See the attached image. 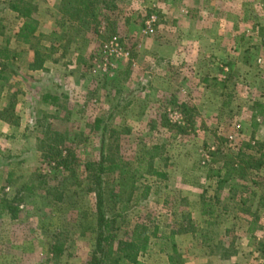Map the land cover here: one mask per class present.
<instances>
[{
  "label": "rangeland",
  "instance_id": "1",
  "mask_svg": "<svg viewBox=\"0 0 264 264\" xmlns=\"http://www.w3.org/2000/svg\"><path fill=\"white\" fill-rule=\"evenodd\" d=\"M66 2L0 79V264L86 261L100 160L124 171L102 174L103 205L121 214L117 239L149 236L141 264L249 262L264 230V0H99L83 17ZM68 150L71 170L57 165Z\"/></svg>",
  "mask_w": 264,
  "mask_h": 264
},
{
  "label": "trees",
  "instance_id": "2",
  "mask_svg": "<svg viewBox=\"0 0 264 264\" xmlns=\"http://www.w3.org/2000/svg\"><path fill=\"white\" fill-rule=\"evenodd\" d=\"M98 2L99 0H79L72 5L71 2L67 0L66 4L62 7V11L67 15L72 14L76 17H83L87 16ZM69 4H71V6ZM5 7H9L11 10L16 12L18 14V18L22 20L17 32V39L24 43L31 44L37 28V21L32 16L36 10V6L32 2L26 0H0V11ZM0 59H8L5 46L0 48ZM47 99H51V101H53L52 104H54L58 97L57 95H52L46 92L42 95L41 100L45 102ZM11 104L9 109L11 108ZM6 111L7 109L5 108L0 113L3 114ZM2 118L4 117L2 116ZM101 122L102 119L100 118H96L94 120V128L96 130L101 128ZM101 129L103 130L104 127ZM56 155L58 158L57 165L63 166L66 170H71L70 166L76 160L73 152L68 150L67 154L64 156H61L60 152H57ZM234 167L235 166L232 163L226 168L227 176L235 172ZM115 170H118V177L121 178L124 171H122L118 164L113 163L108 166H104L103 160H100L98 163L95 174V192L97 196V210L94 224L95 241L89 257L83 264H141L136 257L138 253L144 252L148 247L149 236L145 233H140L137 230L132 231L130 237L127 239H117L118 226L116 223L118 222V218L121 217V214H107L104 210L101 176L105 171ZM213 172L214 174H219V170ZM224 181L225 179H221L219 182ZM63 251V243L55 241L51 245L50 252L52 254L59 256Z\"/></svg>",
  "mask_w": 264,
  "mask_h": 264
},
{
  "label": "crops",
  "instance_id": "3",
  "mask_svg": "<svg viewBox=\"0 0 264 264\" xmlns=\"http://www.w3.org/2000/svg\"><path fill=\"white\" fill-rule=\"evenodd\" d=\"M26 1L32 2L36 6V10L32 15L34 19H36L37 21V28L34 33V37H35L39 35L41 26L47 27L48 23L51 22L49 21L50 11L53 10L54 7H56L55 3L57 2L58 4H60V2H62L63 0H26ZM41 15H43V17H40ZM5 17H11L12 18L11 20L15 21L14 24H16V26H15V30L14 29L12 30L11 36L9 35L6 36L5 33L0 32V48L5 46V51L8 56L7 60L0 59V75H1L0 79L7 78V76L4 74L5 66H8V68H10L11 65L9 62L11 61L12 63L13 60L18 59L17 57L23 54L24 50L19 51V48L20 47L24 48V46H26L25 48L30 50L31 47V44L24 43L17 39V32L22 22V20L18 18V14L13 10H11L9 7H5L2 9V12H0V25L3 22H5L4 19ZM41 18H43L44 21H40ZM52 29L53 26H50L49 32L53 33ZM38 37H40V35ZM14 73H16V71H14ZM11 76H13V74ZM9 79H11V77ZM252 224L253 222L251 223V225ZM249 230H252V226L250 227ZM262 233L263 234L260 237L253 238V249H250L251 252L249 253L251 254L250 257L251 260L247 263H242V264H264V230H262Z\"/></svg>",
  "mask_w": 264,
  "mask_h": 264
},
{
  "label": "built area",
  "instance_id": "4",
  "mask_svg": "<svg viewBox=\"0 0 264 264\" xmlns=\"http://www.w3.org/2000/svg\"><path fill=\"white\" fill-rule=\"evenodd\" d=\"M148 30H149V31L152 30V29H151V25H150L149 23H148ZM111 44H114V46H117V42H115V41H111ZM106 48H107V49H106ZM107 51H109V48H108V46L106 45L105 49L103 50L104 54H106Z\"/></svg>",
  "mask_w": 264,
  "mask_h": 264
}]
</instances>
